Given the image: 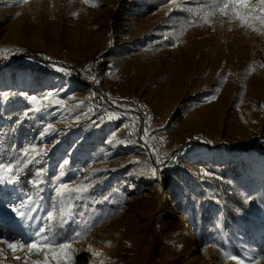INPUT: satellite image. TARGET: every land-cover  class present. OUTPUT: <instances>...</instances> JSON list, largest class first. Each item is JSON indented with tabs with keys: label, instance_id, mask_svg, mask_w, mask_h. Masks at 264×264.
Here are the masks:
<instances>
[{
	"label": "rangeland",
	"instance_id": "1",
	"mask_svg": "<svg viewBox=\"0 0 264 264\" xmlns=\"http://www.w3.org/2000/svg\"><path fill=\"white\" fill-rule=\"evenodd\" d=\"M172 8L190 16L167 21ZM211 10L194 17L196 7L184 0H0V56L28 48L53 60L49 73L0 71V240L25 243L13 251L0 242L2 264L43 260L28 253L29 234L58 209H71L77 232L92 224L73 241L70 264H264V27L229 23L218 11L205 23ZM101 54L111 67L96 79L91 65ZM65 63L96 79L107 104ZM33 96L47 106L35 111L42 105ZM12 100L22 108L17 119L34 124L20 149L16 141L3 148L4 134H17V120L2 115ZM190 139L252 149L199 144L169 155ZM203 161L213 170L239 165L229 181L250 202L252 218L238 215L227 229L216 190L204 185L217 174ZM29 164L71 173L47 185L41 175L29 178ZM60 184L88 191L81 197ZM199 186L217 204L206 225Z\"/></svg>",
	"mask_w": 264,
	"mask_h": 264
},
{
	"label": "trees",
	"instance_id": "2",
	"mask_svg": "<svg viewBox=\"0 0 264 264\" xmlns=\"http://www.w3.org/2000/svg\"><path fill=\"white\" fill-rule=\"evenodd\" d=\"M188 1L189 4L192 7H196L197 13L194 17H198V13L205 10L207 7L212 6L214 3V0H184ZM201 10V11H198ZM183 16L184 14L186 16H190V14L185 13L184 10H178L176 8H172L171 11H168V14L166 16L167 21H170L175 16ZM105 54H101L98 56L95 61L91 65V71L95 75L96 79L101 77L104 73H106L110 69V61L108 59H104L103 56ZM31 58L34 61L41 62L43 65L41 66H28L23 62L24 59ZM53 60L46 58L41 53L37 52L36 50H31L28 48H20L16 50L15 52L10 53L7 56H0V63H3V66H0L1 72L6 71H15L17 69H21L22 67H31L33 71L38 72L39 74H42L43 72L49 73L51 72V64ZM63 67L68 69L70 75L74 79L75 82L80 83L82 85H85L89 87L95 95V99L99 103H105L107 104V95L101 85H99L96 81V79L91 78L88 75H84L81 73V71L74 65L65 63L63 64ZM42 81L36 80V85H41ZM13 104L10 109L6 110L2 113L3 116L9 117L12 123H15V121H19L20 119H17L19 115L22 113V108L20 104H15L14 100H12ZM1 116V114H0ZM15 131L17 134L15 135V132H9L7 131L4 134V137L6 138V143L4 149H10L11 143L13 144L14 141H16V144L18 146V149L21 148L23 139L26 136H30L32 133V130L34 129V124L31 119H23L20 120V122L17 123ZM90 122H87L88 124ZM2 124L0 123V127ZM81 129V128H80ZM93 134H96L93 132ZM104 137V136H103ZM28 138V137H27ZM26 138V139H27ZM199 144H205L210 148L213 149H224L227 148L229 151H248L251 150L252 147L243 146V145H235V146H224L223 142H219L216 145H211L207 142H201L199 140H193L190 139L186 142H184L181 146L175 148L170 152V156H176L179 154L185 147L189 145H199ZM17 149V150H18ZM200 164L205 165L208 167V169L212 173H216L217 175H208L206 176V182H204L206 187H212L216 190L217 196H218V205L220 209L223 212L224 215V223L227 229L230 230L231 227V220H235L238 215L246 216L248 218H252L254 215L250 209V202H248L237 190L234 189L232 184L230 183L229 179L230 177H236L240 174V167L238 164H233L232 162H221L217 165L221 167V170H213L212 163L203 161ZM28 170V176L29 178L32 177H38L42 179V182L50 185L52 183L51 179H56V181L66 182V178L70 175L71 171L70 168H66V171L63 175L59 176L55 171H52L50 173H46L43 166L36 167L32 164H29L27 167ZM202 185V184H200ZM198 199L200 201V218L203 225H206L208 221L213 219L214 213L217 211L216 203L213 202L210 199H207L206 192L203 186H199L197 191ZM191 203V202H190ZM60 209L56 211V213L59 212ZM57 238L62 241H67L68 238H70L75 232H77L76 227L72 221H69L68 223L64 224L62 228H57Z\"/></svg>",
	"mask_w": 264,
	"mask_h": 264
},
{
	"label": "snow or ice",
	"instance_id": "3",
	"mask_svg": "<svg viewBox=\"0 0 264 264\" xmlns=\"http://www.w3.org/2000/svg\"><path fill=\"white\" fill-rule=\"evenodd\" d=\"M19 3H25L27 0H17ZM87 3L88 0H85ZM93 6H96L93 4ZM211 11L204 17H202L205 23H211L209 20L210 16L215 15L218 11L222 17H229V23L233 21H238L242 27L247 26L252 28L253 31H259L256 27L257 23L264 27V0H256L255 3L252 0H215V3L211 6ZM171 11V9H170ZM76 15V13H73ZM264 67V65H261ZM63 71V69H59ZM53 95L49 93V96ZM44 99H47L45 97ZM32 101H36L41 103V108H36L35 111H41L43 107L47 105L43 104V101L38 100L37 97H31ZM59 102V101H58ZM83 103V102H81ZM158 163H163L162 161H158ZM8 173L11 174L13 172L12 168L7 169ZM156 169H152V175L155 176ZM63 175V173H61ZM16 176L12 177V181H14ZM3 179V178H0ZM60 189H68L67 184H60ZM59 191V189H57ZM69 192L79 193L82 197L84 193L88 191L87 188H75L68 189ZM53 209H55V204H53ZM18 216L23 217L25 213L19 212L16 208L12 209ZM74 213L69 211L66 215L63 209H60L58 213H55L54 210L47 211L46 218H40V224L29 234V242L27 243L28 253L35 252L36 254H43V260H32L31 264H52L54 261L55 264H70L72 259L70 252L73 250V241L82 239L83 235L87 230H90L92 224L88 221L84 222V230L82 232H75L70 238L67 239L66 242H61L57 238V228H62L64 224L68 223L69 220L74 218ZM82 215V214H81ZM96 222H99L97 219ZM0 242L4 243L7 248L15 251L17 247L24 248L25 243L22 240H19L14 236H7L0 240ZM2 253V250H0ZM6 258V257H5ZM17 260H20V257H14ZM232 259H236V257H232ZM2 264V261H0ZM24 264H28V256L24 257Z\"/></svg>",
	"mask_w": 264,
	"mask_h": 264
},
{
	"label": "bare ground",
	"instance_id": "4",
	"mask_svg": "<svg viewBox=\"0 0 264 264\" xmlns=\"http://www.w3.org/2000/svg\"><path fill=\"white\" fill-rule=\"evenodd\" d=\"M186 233L189 235V236H192V234H193V230H192V228L190 227V226H187L186 227ZM207 255V254H206ZM208 256V255H207Z\"/></svg>",
	"mask_w": 264,
	"mask_h": 264
}]
</instances>
